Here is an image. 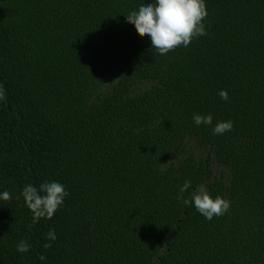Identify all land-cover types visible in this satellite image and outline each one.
Instances as JSON below:
<instances>
[{
	"label": "trees",
	"instance_id": "16d2710c",
	"mask_svg": "<svg viewBox=\"0 0 264 264\" xmlns=\"http://www.w3.org/2000/svg\"><path fill=\"white\" fill-rule=\"evenodd\" d=\"M140 2L0 0V264H264V0H206L207 34L165 55ZM53 180L33 224L21 190ZM185 180L228 212L185 207Z\"/></svg>",
	"mask_w": 264,
	"mask_h": 264
},
{
	"label": "clouds",
	"instance_id": "9594fccd",
	"mask_svg": "<svg viewBox=\"0 0 264 264\" xmlns=\"http://www.w3.org/2000/svg\"><path fill=\"white\" fill-rule=\"evenodd\" d=\"M206 16V0H141L138 7L126 15V21L132 23L138 33L149 37L151 47L156 49L158 54L165 55L177 47H187L194 38L206 35L203 23ZM2 94L3 89L0 88V95ZM218 95L222 100L229 99L224 89L219 90ZM192 121L196 126H212L211 130L215 135L230 132L233 127L231 119L218 120L213 125L211 113H194ZM190 187L192 182L185 180L178 189L177 199L185 207L193 206L207 220L228 212L230 201L226 198H213L202 185L196 186L185 196ZM20 194L32 212L33 224L41 218L50 219L69 195L64 184L55 180L44 181L39 185L26 184ZM0 199L10 200L11 193L8 190L0 192ZM47 238L51 241L56 239L54 229L48 230ZM49 246L45 244V247ZM16 247L19 252H27L29 244L21 240Z\"/></svg>",
	"mask_w": 264,
	"mask_h": 264
}]
</instances>
